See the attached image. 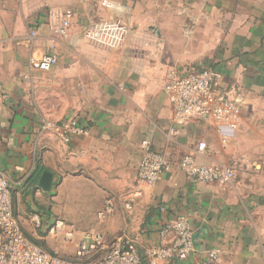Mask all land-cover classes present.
I'll return each instance as SVG.
<instances>
[{"label":"crops","instance_id":"0c3cea01","mask_svg":"<svg viewBox=\"0 0 264 264\" xmlns=\"http://www.w3.org/2000/svg\"><path fill=\"white\" fill-rule=\"evenodd\" d=\"M52 11L69 13L67 38L49 30ZM104 22L127 29L124 48L86 40L85 29ZM44 54L57 66L30 70L28 58ZM203 69L238 104L234 128L192 120L170 136L167 76ZM0 94V173L17 220L23 203L37 213L47 203L63 219L69 209L60 204L85 200L94 214L108 198L115 213L91 234L132 241L142 264L148 248L172 244L174 233H162L179 217L193 229L194 252L161 264L202 262L210 252L214 264H264V0H0ZM70 119L88 134L64 144L40 130L43 120ZM143 140L169 164L153 185L136 176ZM200 142L206 149L196 154ZM186 155L235 178L194 184L178 166ZM45 171L48 192L38 186Z\"/></svg>","mask_w":264,"mask_h":264},{"label":"built area","instance_id":"2783aa9c","mask_svg":"<svg viewBox=\"0 0 264 264\" xmlns=\"http://www.w3.org/2000/svg\"><path fill=\"white\" fill-rule=\"evenodd\" d=\"M114 8L111 3H104ZM49 30L60 38H67L70 18L68 12L52 11L49 13ZM33 38L34 32L30 33ZM86 40L110 49H122L126 45L127 29L119 22H104L87 27L84 31ZM58 59L53 54L40 57H29L27 64L30 70L49 72L57 66ZM218 75L210 69H203L179 77L168 75L164 91L168 95L172 108V124L169 135L176 132L175 127L192 120H214L234 128V123L240 115V108L214 90ZM32 85L31 77L26 79ZM5 96L0 94V106ZM41 132L56 136L62 143H69L74 136H86L87 130L75 119L63 123L42 121ZM140 162L137 168V179L147 185L159 181L162 174L169 170L165 157L154 151L148 140L140 143ZM206 149V144L200 142L196 154ZM180 171L194 184L225 185L232 182L235 173L226 166L200 165L194 155L183 156L178 162ZM128 205L126 207L128 208ZM115 213V205L111 199L103 201L102 209L97 213V219L104 221ZM32 221L39 225L38 215L32 216ZM59 226V222L57 223ZM174 233V241L167 247L153 246L146 251L145 264H161L177 259L187 260L194 252L193 229L185 217L177 218L162 234ZM218 259L217 252H210L202 262L191 264H214ZM0 264H142L134 243L124 237L106 243L101 235L86 233L77 246L75 258L65 259L53 253L44 251L40 246L28 240L13 212L11 188L7 178L0 173Z\"/></svg>","mask_w":264,"mask_h":264},{"label":"rangeland","instance_id":"374dc122","mask_svg":"<svg viewBox=\"0 0 264 264\" xmlns=\"http://www.w3.org/2000/svg\"><path fill=\"white\" fill-rule=\"evenodd\" d=\"M12 205L14 209L13 197ZM47 206V203L37 205L39 213L43 216L47 215L45 220H41L39 213L32 211L23 203L19 211L16 209L19 213V224L25 236L39 243L44 251L74 260L77 246L82 241L83 235L92 231L99 233L101 222L97 219L98 212L93 214L90 210L93 207L92 204L85 200H79L77 203L74 202L69 205H58L61 209H69V211L67 210L69 213L64 211L62 219L56 212L51 211V206L49 208ZM35 214L39 216L38 226L32 221V216ZM57 220L62 222L59 223V226H57Z\"/></svg>","mask_w":264,"mask_h":264},{"label":"water","instance_id":"95a60500","mask_svg":"<svg viewBox=\"0 0 264 264\" xmlns=\"http://www.w3.org/2000/svg\"><path fill=\"white\" fill-rule=\"evenodd\" d=\"M52 181H53V177H52L51 173L45 171L40 176L38 186L42 191L48 192L51 189Z\"/></svg>","mask_w":264,"mask_h":264},{"label":"trees","instance_id":"16d2710c","mask_svg":"<svg viewBox=\"0 0 264 264\" xmlns=\"http://www.w3.org/2000/svg\"><path fill=\"white\" fill-rule=\"evenodd\" d=\"M26 238H27L28 240H30L31 242H33L34 244H36V245H38V246H41L39 243H37V242H35L34 240L28 238L27 236H26Z\"/></svg>","mask_w":264,"mask_h":264}]
</instances>
